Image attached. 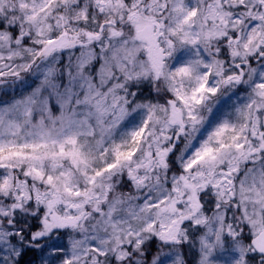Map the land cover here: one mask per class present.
<instances>
[{"label": "snow or ice", "instance_id": "1", "mask_svg": "<svg viewBox=\"0 0 264 264\" xmlns=\"http://www.w3.org/2000/svg\"><path fill=\"white\" fill-rule=\"evenodd\" d=\"M0 264H264V0H0Z\"/></svg>", "mask_w": 264, "mask_h": 264}]
</instances>
